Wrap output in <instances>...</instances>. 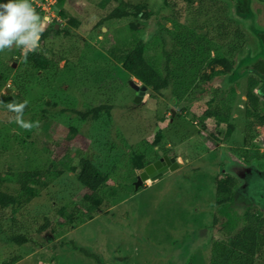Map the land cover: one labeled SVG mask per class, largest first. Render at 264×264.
<instances>
[{"label":"rangeland","instance_id":"obj_1","mask_svg":"<svg viewBox=\"0 0 264 264\" xmlns=\"http://www.w3.org/2000/svg\"><path fill=\"white\" fill-rule=\"evenodd\" d=\"M100 1L66 0L63 19L58 15L61 8L55 6L56 0H29L35 10L39 8L50 23L56 24L57 30H70V36L64 38L61 33L55 44L64 51L67 66L60 62L51 64L48 70L32 69L16 56L17 47L0 51V178L5 180L2 191L11 195L18 192L8 173L61 172L21 212L0 211V264H208L212 239L228 237L223 228L229 227L228 219L235 223L231 226L235 227L234 234L246 213L257 211L264 218V127L244 117L250 80L253 83L252 79H256L254 89L258 92L254 93L264 103V77L259 81L251 74L253 64L264 61V45L259 39L264 33V1L251 0L249 11L238 16L231 1L224 0L230 18L247 36L244 48L237 55L233 70L215 78L199 100L188 98L178 103L170 88L152 97L147 90V97L135 103L126 73L102 48L107 42L128 38L130 21L142 42L155 36L167 41L161 27L170 29L171 23L166 18L164 0H111L121 11L127 2L147 3L152 13L148 20L119 19L112 16L114 11L104 15L97 8ZM93 16L95 23L90 21ZM208 31L204 28L197 32ZM51 42L48 39L47 46ZM82 58L87 74L78 71L83 69ZM9 64L15 67H10L4 82V66ZM76 75L80 85L76 84ZM17 76L19 92L28 101L24 119L40 122L39 128L31 131L20 128L14 114L2 108L4 90L14 87L17 92L12 86ZM82 85L87 88L84 93ZM98 85L113 95L111 114L102 111L97 119L88 116L82 120L78 113H87L98 105L89 95ZM214 96L213 110L228 114L233 125L228 137L226 126H219L224 135L218 140L211 137L217 129L214 123L201 119L206 102ZM72 128L76 134L70 138ZM158 131L163 135L153 148ZM251 137L252 142L247 145L246 140ZM156 151L174 158L178 167L160 176L154 174L156 179L134 190L139 170L133 169L130 152L144 154L152 162L160 158H155ZM80 156L108 176L99 191L103 208L91 218L85 212L82 187L68 170ZM228 175L237 180L234 200L228 207L218 208L214 202L215 178ZM69 204L71 214L60 218L58 210ZM44 216L50 219V225L39 234L37 229ZM18 235H24L27 242L15 244L11 237ZM81 249L97 260L84 256Z\"/></svg>","mask_w":264,"mask_h":264},{"label":"trees","instance_id":"obj_2","mask_svg":"<svg viewBox=\"0 0 264 264\" xmlns=\"http://www.w3.org/2000/svg\"><path fill=\"white\" fill-rule=\"evenodd\" d=\"M230 1L238 16L247 13L250 9L251 0ZM65 3L66 0H56L55 3V6L61 8L58 15L63 19L66 16L63 10ZM164 6L168 9L167 21L171 23L170 29L161 27V31L167 35V41L155 36L147 42H142L134 22L130 21V36L128 38L115 43L107 42L102 45V48L112 61L120 64L128 79L137 80L151 92L150 97L158 96V94L170 88L177 103L182 100L185 102L188 98L192 101L199 100V96L204 94L215 78L224 77L233 70L236 57L243 50L247 36L238 26V22L230 18L229 7L224 0H164ZM122 7V11L117 9L111 0H101L97 5V8L104 15L112 14V11H114L112 16L119 19L141 18L148 20L152 14L145 2H127ZM36 11L43 17V12L39 8ZM55 25V23L46 25L41 36L40 48L37 51L28 52L26 59L25 54L21 55L19 49L14 51L16 56L22 59L24 66L32 69L48 70L51 64L57 65L63 62L65 66L68 63L66 56H63L64 51L60 50L55 44L61 33L64 38L70 36V30L68 28L57 30ZM74 26L77 27L78 25L75 24ZM204 28H209V31L205 33L197 32L202 31ZM48 39H52V42L47 46ZM259 39L264 45V33L259 35ZM11 49L6 51H11ZM85 55L84 52L83 58ZM83 58L81 59L84 64L83 69L80 67L78 71L87 74L88 68ZM4 69L6 72L4 82H6L11 69L8 65L4 66ZM98 72L100 73L99 70H97ZM251 74L255 75L260 81L264 77V61H256L251 68ZM92 75L95 76L96 74ZM18 80V76L12 80V86H15L17 92L10 91V94H7L4 90L1 95L2 108L7 112L9 111L5 107L6 104L24 102L19 92L21 88L18 85ZM75 80L77 81L76 84H81L77 75ZM252 81L253 83L250 80L246 87L247 102L244 103V117L247 121H255L259 126L264 127V103L257 99V93L255 94L253 91L254 86L257 84L256 79H252ZM96 82L100 83L98 78H96ZM84 85L80 86L82 88L81 93L87 91ZM101 88L102 86L99 87L98 85L94 88L93 93L89 91L90 97L98 105L87 113H78L82 120L88 116L97 119L98 114L102 111L107 115L111 114V106L114 103L113 95H108L109 92H103L104 89ZM215 102V96L206 102V109L201 119L204 118L214 123L217 129L211 137L218 140V136L224 135L219 126L222 124L226 126L225 135L228 137L233 131V125L229 123L228 114L223 115L213 110ZM27 110L28 105L24 109V113ZM226 112L228 113L229 109ZM170 118L172 117L170 116ZM191 118L194 119L195 116L192 115ZM200 125H202L201 122ZM249 131L252 136H255L254 131L250 129ZM69 132L71 138L76 134V129H69ZM162 135V131H158L154 135L153 148L157 147ZM70 138L66 137V142H69ZM251 142L252 137L246 140L247 145ZM48 147L51 146L48 145ZM157 157L158 152L156 151L155 158ZM130 161L134 170H141L151 162L146 159L144 154H135L134 152H130ZM68 170L75 174L76 181L82 187L81 197L89 218L101 212L103 199L99 195V191L101 186L107 182L108 176L96 168L89 159L82 156L78 158L77 164L68 167ZM60 174V171L53 172L50 170L8 173L7 176L11 177L9 181L14 182L18 187V192L16 195L3 192L1 189L2 181L5 180L0 178V211L10 209L14 214L21 212L33 200L39 198L41 192L46 190L52 180ZM236 187L237 180L234 177L229 175L223 178L216 177L214 201L216 207L225 208L232 204ZM71 210L70 204L65 205L58 210L57 214L60 218L66 219L71 214ZM228 220L229 227L223 228L228 237L232 236L227 237V239H212L209 247L208 264H264L263 215L257 211L246 213L243 224L234 234L233 229L235 227L231 226L235 223L231 219ZM216 222L217 217L214 219V224ZM49 225L50 219L44 216L37 233H43ZM11 240L17 245L27 242L24 235L13 236ZM81 252L87 258L97 260V257L88 253L87 250L81 249Z\"/></svg>","mask_w":264,"mask_h":264},{"label":"clouds","instance_id":"obj_3","mask_svg":"<svg viewBox=\"0 0 264 264\" xmlns=\"http://www.w3.org/2000/svg\"><path fill=\"white\" fill-rule=\"evenodd\" d=\"M90 21L95 23L96 17H90ZM49 23L50 18L41 17L29 0H7L6 3H0V51L10 50L15 46L22 50L26 59L28 52L40 48L44 26ZM253 91L258 92V89ZM27 104V100L23 103L10 102L5 107L15 114L14 121L20 128L31 131L33 128H39L40 122L24 119Z\"/></svg>","mask_w":264,"mask_h":264},{"label":"water","instance_id":"obj_4","mask_svg":"<svg viewBox=\"0 0 264 264\" xmlns=\"http://www.w3.org/2000/svg\"><path fill=\"white\" fill-rule=\"evenodd\" d=\"M10 67H15L13 64H9ZM129 87L133 90L135 95V103H138L141 98L147 97L146 91L147 88L143 85H138L135 83L132 79L128 80ZM14 87H12L10 90L6 89V93H10V91H14ZM171 115H174V111L171 110ZM158 155L160 156V159L158 161L153 162L152 164H149L145 166L143 169L139 170V174L136 176V180L133 183L134 190H137L139 186H141L144 182H151L155 178L154 174L157 176L162 175L163 173L176 169L178 167V163L174 158H169L166 155H162L161 152H158Z\"/></svg>","mask_w":264,"mask_h":264},{"label":"flooded vegetation","instance_id":"obj_5","mask_svg":"<svg viewBox=\"0 0 264 264\" xmlns=\"http://www.w3.org/2000/svg\"><path fill=\"white\" fill-rule=\"evenodd\" d=\"M159 159H160V158H158V159H156V160L150 162L149 164H152L153 162L158 161ZM149 164H147V165H149ZM147 165H146V166H147Z\"/></svg>","mask_w":264,"mask_h":264},{"label":"crops","instance_id":"obj_6","mask_svg":"<svg viewBox=\"0 0 264 264\" xmlns=\"http://www.w3.org/2000/svg\"><path fill=\"white\" fill-rule=\"evenodd\" d=\"M177 162V161H176Z\"/></svg>","mask_w":264,"mask_h":264}]
</instances>
